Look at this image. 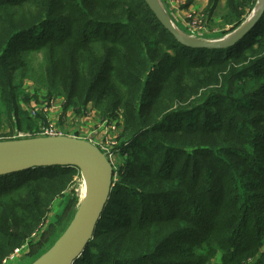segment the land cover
<instances>
[{
    "label": "trees",
    "instance_id": "16d2710c",
    "mask_svg": "<svg viewBox=\"0 0 264 264\" xmlns=\"http://www.w3.org/2000/svg\"><path fill=\"white\" fill-rule=\"evenodd\" d=\"M221 1L211 0L210 19ZM257 1L227 0L221 36ZM30 81L66 108L92 103L103 119L123 117L130 142L133 161L75 264H213L219 255L264 264V15L232 47L194 49L145 0H0V109L16 117L21 102L38 100L23 89ZM79 171L0 177V263L47 219L55 185Z\"/></svg>",
    "mask_w": 264,
    "mask_h": 264
},
{
    "label": "water",
    "instance_id": "95a60500",
    "mask_svg": "<svg viewBox=\"0 0 264 264\" xmlns=\"http://www.w3.org/2000/svg\"><path fill=\"white\" fill-rule=\"evenodd\" d=\"M151 12L176 40L188 48L225 49L242 41L264 15V3L234 32L221 39H201L182 31L168 15L162 0H145ZM77 167L87 175L89 190L86 200L73 216L65 231L46 251L28 264H75L90 245L98 222L106 211L114 186V167L101 149L90 140L77 137L36 136L0 141V177L36 167ZM28 258V257H27Z\"/></svg>",
    "mask_w": 264,
    "mask_h": 264
},
{
    "label": "rangeland",
    "instance_id": "374dc122",
    "mask_svg": "<svg viewBox=\"0 0 264 264\" xmlns=\"http://www.w3.org/2000/svg\"><path fill=\"white\" fill-rule=\"evenodd\" d=\"M212 2L211 0L209 1L207 8L209 6L211 7L210 4H212ZM226 3L227 0H222L220 2V5L215 10V15L212 16L211 19L209 18V15H207V9L206 12H200L205 17L206 25L204 21L199 19L200 21L197 26L200 28L206 26L207 33H198L197 37L213 40L223 38L221 36L222 33L220 28H222L221 25L223 24L222 17L225 13L223 9ZM190 15H192V13H190L189 16ZM191 22L192 20L188 18L186 24L190 25ZM178 26L182 31L186 32L182 25L178 24ZM246 83L251 88L257 86V83L253 80H249ZM23 89L25 92L30 93L33 96L38 94V100L32 99L29 104L21 102V114L16 117L10 116L3 107L0 109V141L18 138H34L39 136L41 130L44 128L54 125L63 136H72L83 140L90 139L94 143L103 146L109 152L111 156L110 160L114 167L115 176L113 187L119 185L123 180L121 170L124 167L130 166L133 161L131 156H129L124 150L130 142L122 137L124 130L123 117L119 116L118 118L112 119L107 117L103 119L100 117L92 103H89L85 109H78L76 107L66 108L65 99L63 97L56 94L49 98L50 95L44 89L39 90L37 93L32 81L25 84ZM196 99V96H193L191 101ZM53 102L55 108H50L52 113L45 117L38 115H35V117L33 116L31 106L39 109L44 108L46 106L45 104ZM144 140L146 141V139ZM146 145L147 144L145 143V146ZM145 146H143L144 149H146ZM64 182H66L65 186L55 185L54 187L55 193L57 194L52 198L47 207V211L49 212L47 219L39 224L38 229L33 232L20 247H17L11 253L6 255L0 264H28L31 262L30 258H34L31 256L33 250H35L36 254L40 252L43 253L51 246V243L61 235L66 224L73 218V215L76 212L75 209L79 207L82 199V191L85 188L84 179L80 171L74 176L72 175L71 178H67ZM118 192L120 193L121 198L125 199L128 197L125 189L120 190L119 188ZM128 201H131L134 208L140 211L143 202L135 203V197L133 196L129 197ZM160 207L164 209L163 206ZM37 246L39 247L35 248ZM21 249L22 253L20 256L12 260L8 258L17 250ZM215 258L213 264H221L220 255ZM5 259L7 261L4 263ZM257 259L258 257L250 258L244 264H256Z\"/></svg>",
    "mask_w": 264,
    "mask_h": 264
},
{
    "label": "built area",
    "instance_id": "2783aa9c",
    "mask_svg": "<svg viewBox=\"0 0 264 264\" xmlns=\"http://www.w3.org/2000/svg\"><path fill=\"white\" fill-rule=\"evenodd\" d=\"M200 13V12H199ZM199 13H194V14H192V15H190L189 16V19L190 20H192V22H191V24L189 25H185V30H186V32L189 34V35H192V36H195V37H197V35H198V33H200V34H205V33H207L206 31V26L204 27V26H202V28H200V27H198L197 26V24H198V22L201 20V21H204L205 22V25H206V21H205V17H204V15H202L201 13L199 14ZM200 19V20H199ZM202 32V33H201ZM197 38H199V37H197ZM202 39V38H201ZM46 106L44 107V108H39V109H37V108H32V114H33V116L35 117V115H37V111L38 110H40V109H42V111H43V114L45 115V116H47L48 114H49V112L51 111V109L50 108H55V106H54V102L53 103H50V104H45ZM39 136H44V137H53V136H63V134L60 132V131H58L55 127H54V125L53 126H49V127H47V128H44L43 130H41V132H40V134H39ZM19 137H22V136H19ZM88 140H90V139H88ZM90 141H92V140H90ZM93 142V141H92ZM94 143V142H93ZM94 144H96V143H94ZM100 149H101V151L103 152V153H107V156L109 157V158H111V156H110V154H109V152L103 147V146H100L99 144H96ZM21 253H22V249L21 250H17L12 256H10V257H8L10 260H12V259H14V258H16V257H18V256H20L21 255ZM7 260L5 259L4 260V263L6 262Z\"/></svg>",
    "mask_w": 264,
    "mask_h": 264
},
{
    "label": "crops",
    "instance_id": "0c3cea01",
    "mask_svg": "<svg viewBox=\"0 0 264 264\" xmlns=\"http://www.w3.org/2000/svg\"><path fill=\"white\" fill-rule=\"evenodd\" d=\"M209 1L210 0H162L168 15L173 18L177 25L180 24L184 28L189 14L199 13L201 11L206 12ZM50 113H52V110L49 114Z\"/></svg>",
    "mask_w": 264,
    "mask_h": 264
},
{
    "label": "bare ground",
    "instance_id": "6f19581e",
    "mask_svg": "<svg viewBox=\"0 0 264 264\" xmlns=\"http://www.w3.org/2000/svg\"><path fill=\"white\" fill-rule=\"evenodd\" d=\"M264 3V0H259L258 2V5H257V8L256 10H259V8L263 5ZM226 38V37H225ZM224 39V38H223ZM83 179H84V184H85V188L84 190L82 191V199H81V203L79 205V207L77 208L78 210L81 208V206L83 205L84 201L86 200L87 198V195H88V190H89V180L87 178V175L83 174Z\"/></svg>",
    "mask_w": 264,
    "mask_h": 264
}]
</instances>
